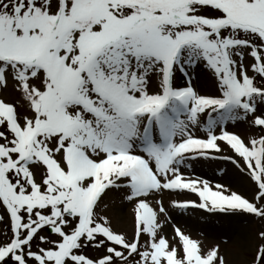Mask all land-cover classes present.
I'll return each instance as SVG.
<instances>
[{
  "label": "snow or ice",
  "instance_id": "snow-or-ice-1",
  "mask_svg": "<svg viewBox=\"0 0 264 264\" xmlns=\"http://www.w3.org/2000/svg\"><path fill=\"white\" fill-rule=\"evenodd\" d=\"M9 78L28 111L0 99V264H223L173 223L178 258L169 209L264 217V134L227 128L264 133V0H0ZM113 189L130 234L97 212Z\"/></svg>",
  "mask_w": 264,
  "mask_h": 264
},
{
  "label": "rangeland",
  "instance_id": "rangeland-1",
  "mask_svg": "<svg viewBox=\"0 0 264 264\" xmlns=\"http://www.w3.org/2000/svg\"><path fill=\"white\" fill-rule=\"evenodd\" d=\"M193 83L196 84L197 82L194 80ZM199 86L203 90H207L211 87V83L201 79ZM0 99L14 103L20 112L28 111L26 101L23 100L17 85L11 78L8 79L6 84L0 85ZM227 128L229 131L241 135L244 139L249 136L264 134L259 133L257 129L250 127L244 121L228 122ZM220 167L227 169L228 165L221 163ZM217 172L218 168L215 165H205L198 170L197 174L204 176L205 179L214 180ZM238 172L239 170H236L235 173H229L235 183H239L240 176L243 175L238 174ZM124 195L123 189L108 191L106 195L102 196L97 212L99 215L108 218L113 229L130 234L133 228L134 205L126 201ZM193 198L195 197L193 196ZM162 200L167 207L169 196L167 194L163 195ZM0 215H3L2 208H0ZM169 216L173 219H165V238L169 240L170 244L174 243L177 246L178 257L182 255V245L179 243L178 238L172 239L174 231L171 224L173 223L180 227L185 234L195 239L204 250H210L212 247L218 246V257L222 258L223 264H255L256 258L252 259L253 253L259 251L260 248L257 245L264 244V240L257 236V232H264V217L256 220L252 216L245 215L223 216L193 213L191 211L180 213L174 209H169ZM6 230L10 235L8 224L0 222V239L5 238ZM85 254L89 257H96L98 250L88 247ZM260 264H264V260H261Z\"/></svg>",
  "mask_w": 264,
  "mask_h": 264
}]
</instances>
